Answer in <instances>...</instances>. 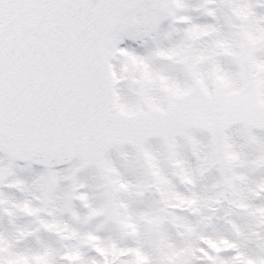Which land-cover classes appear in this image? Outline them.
I'll return each instance as SVG.
<instances>
[{
    "label": "snow or ice",
    "instance_id": "6c2138e0",
    "mask_svg": "<svg viewBox=\"0 0 264 264\" xmlns=\"http://www.w3.org/2000/svg\"><path fill=\"white\" fill-rule=\"evenodd\" d=\"M0 264H264V0H0Z\"/></svg>",
    "mask_w": 264,
    "mask_h": 264
}]
</instances>
